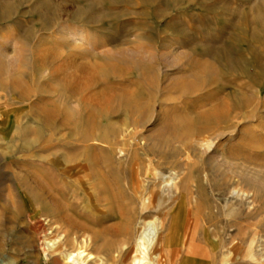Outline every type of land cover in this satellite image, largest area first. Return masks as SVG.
Instances as JSON below:
<instances>
[{"label": "rangeland", "instance_id": "rangeland-1", "mask_svg": "<svg viewBox=\"0 0 264 264\" xmlns=\"http://www.w3.org/2000/svg\"><path fill=\"white\" fill-rule=\"evenodd\" d=\"M138 47L160 56L166 52L168 56L152 61L145 53L152 68L159 71L162 83L159 90L147 85L152 100L142 95L146 107L149 99L154 103H149L154 109L151 118L144 127H135L136 134L126 139L127 145L122 150L118 148L111 160L106 151H95L105 165L115 166L110 169L123 189L116 204L106 196V190L92 184L94 180L87 185L82 176L76 178L73 166L67 167L69 184L61 185L60 176L65 175L52 160L59 155L72 159L82 154L76 143L84 128L75 121L76 103L66 101L63 88L51 73L59 65L60 75L65 72L85 78L91 72L113 80L106 70L92 72V62L106 61L105 54L117 48ZM27 48L45 49L55 65H28L21 78L32 95L28 100L0 88V264H72L61 254L78 250L93 257H81L85 264H132L131 255L124 254L122 237L117 238L118 229L126 225L134 211L137 218L134 236L128 240L130 247L147 228L143 218L154 226L161 222L164 235L178 203L174 218L199 249L189 252L186 241L175 251L167 250L163 257L154 259L156 263L264 264V177L253 166L232 170L233 161L226 160L225 147L230 142L236 147L237 136L208 144L191 142L196 151L190 150V144H177L180 153L175 164L164 161L165 146L149 138L164 124L159 116L171 112L174 106L181 107V115L192 117L193 109L190 104L184 105L187 97L183 96L185 77L189 75L196 76L198 89L214 84L215 95L209 93L208 99L229 95L235 110L247 104V108L264 111V0H0V58L14 57L16 50ZM190 57L208 61L212 69L189 66ZM131 76L129 73L127 77ZM56 101L64 112L48 123L36 109ZM201 102L204 101L199 105ZM65 113L71 118L69 125L62 123ZM120 113L122 117L113 121L127 128L123 124L126 111ZM256 117L247 121V130L264 126V114ZM128 125L129 130L134 129L133 124ZM99 127L96 137L114 140L116 134L105 121ZM210 156L222 162L219 172ZM51 174L57 175L56 181ZM42 186L56 198L49 201V207L38 198ZM59 191L63 196L57 194ZM143 201L148 204L144 214ZM55 203L66 207L64 217L75 218L87 227L71 229V241L65 242L56 233L55 222H47ZM118 206L125 212L124 217ZM104 215V224L110 229L104 237L94 240L91 229H99L96 220ZM39 224L53 231L52 240H60L62 249L57 254L47 247Z\"/></svg>", "mask_w": 264, "mask_h": 264}, {"label": "bare ground", "instance_id": "bare-ground-1", "mask_svg": "<svg viewBox=\"0 0 264 264\" xmlns=\"http://www.w3.org/2000/svg\"><path fill=\"white\" fill-rule=\"evenodd\" d=\"M141 47H138L134 50H132L131 48H127L130 51L126 50V48H117L112 52L106 51V61L92 62V64L90 65V68L93 69L92 72H96V70H106L108 74L112 76L113 80H105L101 77L94 76L95 74L92 75L91 72H89V75L85 78H83L84 76L79 78V76H76L75 74L65 72V74L63 73V75H60V73L58 74V72L62 71V68L59 67V65H57L58 67H55L53 72L51 73L52 77L56 78L58 84L63 88L62 93L65 94L66 101H73L76 103V108L74 107L77 114L75 121L78 122L77 124H82L84 128L82 137L79 139L78 143H76L78 147L76 148L83 153L78 157H74L72 159L70 158V156L67 157L66 155H59L57 158L52 160V163L58 166L60 174L65 175L64 177L60 176V181L62 183L61 185L66 184L68 183V180H71V177L66 175V172L69 169L67 167L73 166L75 169L74 172L76 178H78V176H82L83 182L85 181L87 185H90V183H92L91 181L94 180L96 183L92 184H97V187L100 190H106V192H108V195L106 196L111 197L113 202L116 203L118 201L117 195L122 193L123 189L120 186L121 184L119 185L118 183L117 176L113 174L110 169L114 165L111 166L109 163L105 165L106 162L102 160V158L100 159L99 154H97L95 151H106V155L108 156L109 160H111L110 158L116 154L118 148L122 150L127 145L126 139L129 137H133V135L136 134L137 130L135 129V127L145 125L147 120H149L153 114L154 109L150 107V104L152 102V93H148L146 91V88H148L147 85H149V87H153L155 90H159V88L162 89V83L160 84L161 76L159 74V71L156 68H152L151 64L149 63L150 60H147V57H145V55L148 54L151 59H154L152 61H156L157 59L162 60L166 55V52H163V54L160 56V54L155 51H151L149 49L146 50L147 48L143 49ZM24 50H16L17 55L14 57H8L9 55H7L0 58V88L1 90H8L9 92L14 91L19 94V99L28 100L32 95L28 90L27 84L21 81V78L28 70V65L46 67L47 63L53 64L55 62L48 59L47 54L44 53L45 49L28 50L27 48L28 51ZM55 55L56 61L57 54ZM188 63L189 66L195 65L200 68L212 69V65L208 61H198L195 58L190 57ZM54 73H57L56 76ZM129 73H131V77H127ZM195 79V75H189L185 77L187 85L184 90L185 93L183 94V96L187 97L186 103H184V105L190 104L193 109L192 117H185L181 115V107L175 109L174 106L172 107L171 112L159 116L161 117L160 121H162L164 124L159 129L157 128L158 130H155L156 132L154 131L155 133L151 137H149L155 142H158V144H162L163 146H165L166 152L164 153V156H162V159L174 164L177 163V158L175 157L180 153V149H178L179 147H177V144H181L182 147V145L186 143V145L184 146L187 147V145L194 141H203L201 143H207L211 140L219 141L224 138H229L228 140H230L234 136H237V141L235 142L236 147H234V143L231 142L225 147L228 154L226 160L233 161V163L230 164L232 170H245L244 168L247 167V169H249L251 168L250 166H253L252 168H258L262 173V176L264 177V126L260 125L255 129L251 128L252 130H247V121L249 122L253 118H257L256 116L259 113L264 114V111L262 109V111L259 110L257 107L247 108V104H244L243 106H241V108L235 110L232 96L230 97L229 95L222 97H218L216 95L215 98L214 96H211V99H208V94L210 93L212 95H215V90L217 88L213 86L214 84L212 83L203 89H198L196 87ZM166 87L170 88L171 84ZM144 94L149 95L151 99H149L150 104L148 103L147 107L143 103L142 95ZM201 100L204 102H201V104L199 105ZM44 105L45 108L36 110H38L42 114L44 120L48 123L56 121L60 114H63L62 112H64L63 108L60 106V104L57 103V101L56 103L45 102ZM123 109L124 111H126V118L123 124L125 126L127 125V128H122L118 123L113 121V119L117 116L122 117L119 114H121L120 111ZM61 120L65 125H69L68 123L71 122V118L68 117L66 113L64 118ZM103 121H105L106 125L111 128L113 133L116 134L114 135L115 138L113 141L108 140L103 135L100 137H96V132H98V130L100 129V123ZM128 123L133 124L134 129L129 130ZM209 144L211 145L212 143ZM247 146H250L249 150H247ZM190 150L196 151L195 146L191 145ZM86 152L91 153L87 154ZM189 157L190 155L188 153V158ZM209 159L213 161L216 170L219 172L222 162L220 163L216 158L212 156H210ZM54 169H56V167ZM135 170L137 171V169ZM53 174H51L53 178L57 176ZM47 178H49V176H47ZM30 179L32 178L30 177ZM49 180H51V178H49ZM26 183L25 188L28 189L29 186L27 187ZM79 185H83L82 182H79ZM56 187H59V185H56ZM176 187L177 189H179L178 185ZM66 188L67 187L62 189L66 190ZM91 188L92 187H90V189ZM41 189L42 191L38 193V198L40 200L42 199V201L46 204L45 207H49V201L56 198L52 195V193H50L49 189L45 190L43 186L41 187ZM68 189L69 188H67V191ZM73 189L75 190L76 188L74 187ZM78 190L80 189L78 188ZM57 194L61 195L62 192L60 193L59 191V193ZM64 196L66 197V195ZM73 198L74 197H72V199ZM100 200L102 199L100 198ZM150 201L151 203H153V199H151ZM56 205L51 210L53 211L52 217H50L47 222L49 225L55 222L57 224V226H55L56 233L61 234V237L65 240V242L71 241V229H85L87 227L83 223L78 222V220H76L75 218H68V216L64 217L62 213L66 207L63 206L62 203ZM146 208H148V204L143 201L141 207L142 214H144L143 212ZM178 208L179 203L176 204L172 212V221L168 227L167 233L164 235L161 231L163 225L161 222L154 226L151 221L146 222L144 220L145 218H143L142 222L145 226H147V228H145V230L138 236L137 241H135L136 243L134 245H131V247L129 246L128 240L133 238L134 236V220L137 218V213L133 211L132 216L128 218L126 225L118 229L119 234L117 238L119 236L122 237L121 240L126 245L124 254L128 256L131 255L132 264H158L154 261V259H160L161 257H163L162 255L167 252V250L175 251L177 248L186 243V241L189 242V252H193L194 250L199 249V246L197 244H195L194 246L193 238L190 237L189 234L183 233L182 224L178 223L177 219L174 218V216L179 211ZM119 212L120 215L124 217L125 212L121 210L120 207ZM157 217H159V215H157ZM106 218L105 215L99 217V219L96 220L100 225L99 229H91L94 240H98L99 237L101 239V237H104L106 232L109 231L110 228L104 224ZM44 226L45 225L43 224H39L38 230L43 231ZM43 232H45L43 236L44 241H46L45 243L47 247L57 254V252L62 249L60 240H52L53 231L44 229ZM74 232L75 231H73V233ZM150 234L152 235L150 236ZM121 249L122 247L120 248V251H122ZM61 255L66 262H70L72 264H85L84 260H80V258L84 256H91L90 253H84V250H78L77 252H66L62 253ZM77 257H79V259ZM90 258L93 257L91 256ZM146 258H149V261H146Z\"/></svg>", "mask_w": 264, "mask_h": 264}]
</instances>
